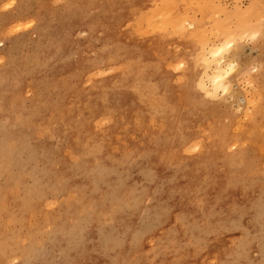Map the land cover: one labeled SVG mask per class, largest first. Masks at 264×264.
<instances>
[{"label": "rangeland", "instance_id": "rangeland-1", "mask_svg": "<svg viewBox=\"0 0 264 264\" xmlns=\"http://www.w3.org/2000/svg\"><path fill=\"white\" fill-rule=\"evenodd\" d=\"M122 1L0 0V264H264V0Z\"/></svg>", "mask_w": 264, "mask_h": 264}, {"label": "bare ground", "instance_id": "bare-ground-1", "mask_svg": "<svg viewBox=\"0 0 264 264\" xmlns=\"http://www.w3.org/2000/svg\"><path fill=\"white\" fill-rule=\"evenodd\" d=\"M92 1H93V0H92ZM123 1H124V0H123ZM123 1H122V2H123ZM151 1H152V0H151ZM171 1H172V0H171ZM187 1H188V0H187ZM190 1H191V0H190ZM94 2H95V1H94ZM117 2H118V1H117ZM122 2H121V3H122ZM153 2H154V1H153ZM160 2H161V0H160ZM164 2H165V1H164ZM168 2L170 3V1H168ZM81 3H82V2H81ZM100 3H101V2H100ZM137 3H138V2H137ZM148 3H149V2H148ZM155 3H156V2H155ZM169 3H168V4H169ZM176 3H177V2H176ZM179 3H180V2H179ZM179 3H178V4H179ZM183 3H184V2H183ZM186 3H187V2H186ZM193 3H194V2H193ZM126 4H127V3H126ZM140 4H141V3H140ZM150 4H151V3H150ZM152 4H153V3H152ZM161 4H162V3H161ZM85 5H87V3H86ZM91 5H92V3H91ZM122 5H123V4H122ZM146 5H147V4H146ZM156 5H157V4H156ZM188 5H189V4H188ZM102 6H103V5H102ZM105 6H106V5H105ZM113 6H114V5H113ZM163 6H164V5H162V6L160 5V7H156L155 9H154V8H153V9H150V8H149V10L145 11V13H144V15H143V17L145 18V19H144V18H143V19L146 20L147 23H148L149 25H152V24L154 23V20H156L158 17H160L161 21H160V23H158V25L160 26V27L158 28V31H159L160 33L165 32V30H167V29H166L167 24H169V25H174L175 23L180 22V21H181V18H182V16H183L182 13H180L181 10H180V11H175V10H174V12H171V11H172V10H171L170 12H171L172 14H171V15H168L169 12L166 11V8H165V7L163 8ZM165 6H166V5H165ZM190 6H191V5H190ZM67 7H69V6H67ZM98 7H99V6H98ZM114 7H115V6H114ZM177 7H178V5H177ZM86 8H87V7H86ZM92 8H93V7H92ZM92 8L90 7V9H92ZM103 8H104V7H103ZM130 8H131V7H130ZM144 8H145V7H144ZM174 8H175V7H174ZM183 8H185V7H183ZM88 9H89V8H88ZM105 9H106V8H105ZM132 9H133V8H132ZM172 9H173V8H172ZM176 9H177V8H176ZM180 9H181V7H180ZM189 9H190V8L188 7L187 11H188ZM193 9H195V8H193ZM65 10H66V9H65ZM77 10H78V9H77ZM83 10H84V8H83ZM62 11H63V10H62ZM66 11H67V10H66ZM86 11H87V10H85V12H86ZM97 11H99V10L97 9ZM110 11H111V10H110ZM114 11H115V10H114ZM125 11H126V10H125ZM187 11H185L184 13H186ZM196 11H197V10H196ZM68 12H69V11H68ZM75 12H76V11H75ZM108 12H109V11H108ZM117 12H118V11H117ZM62 13H63V12H61V14H62ZM83 13H84V12H83ZM94 13H95V12H94ZM102 13H103V12H102ZM102 13H100V15H101ZM105 13H106V11H105ZM127 13H128V12H127ZM129 13H131V12H129ZM189 13H191V12H189ZM73 14H74V12H73ZM70 15H71V13H70ZM107 15H108V14H107ZM109 15L111 16L112 14H109ZM109 15H108V16H109ZM186 15H187V14H186ZM59 16H61V15H59ZM63 16H64V15H63ZM81 16H84V15L82 14ZM81 16H80V17H81ZM103 16H104V15H103ZM105 16H106V15H105ZM112 16H113V15H112ZM93 17H94V16H93ZM58 18H60V17H58ZM58 18H57V19H58ZM186 18H187V17H186ZM73 19H74V18H73ZM73 19H72V20H73ZM78 19H79V18H78ZM78 19H77V20H78ZM126 19H127V18H126ZM184 19H185V18H184ZM101 20H102V19H101ZM116 20H117V19H116ZM116 20H115V21H116ZM185 20H187V19H185ZM111 21H112V20H111ZM117 21H118V20H117ZM68 22H69V21H68ZM84 22H85V20H84ZM109 22H110V21H109ZM65 24H66V22H65ZM97 24H98V23H97ZM178 24H179V23H178ZM181 24H182V23H181ZM78 25H79V24H78ZM82 25H83V24H82ZM82 25H81V26H82ZM92 25H93V24H92ZM102 25H103V24H102ZM133 25H134V24H133ZM158 25H157V26H158ZM68 26H69V25H68ZM131 26H132V25H131ZM131 26H129V27H131ZM174 26H175V25H174ZM181 26H182V25H181ZM83 27H84V26H83ZM107 27H108V26H107ZM126 27H127V26H126ZM132 27H133V26H132ZM84 28H85V27H84ZM62 29H63V28H62ZM66 29H67V28H66ZM99 29H100V28H99ZM119 29H120V28H119ZM150 29H151V28H150ZM150 29H149L148 33L146 32L147 34H149ZM70 30H71V28H70ZM73 30H74V29H73ZM100 30H101V29H100ZM121 30H123V29H121ZM151 30H153V29H151ZM118 31H119V30H118ZM174 31H175V29H174ZM102 32H103V31H102ZM106 32H107V31H106ZM119 32H120V31H119ZM142 32H143V31H142ZM104 33H105V32H104ZM183 33H184V32H183ZM94 34H95V33H94ZM94 34H93V35H94ZM124 34H125V33H124ZM138 34H139V33H138ZM147 34H144V35L147 36ZM153 34H155V33H153ZM157 34H158V33H157ZM165 34H166V33H165ZM173 34H174V33H173ZM177 34H178V33H177ZM95 35H96V34H95ZM99 35H100V34H99ZM163 35H164V34H163ZM186 35H187V33H186ZM149 36H150V35H149ZM154 36H155V35H154ZM176 36H177V35H176ZM184 36H185V34H184ZM120 37H121V36H120ZM120 37H119V38H120ZM143 37H144V36H143ZM167 37H168V36H167ZM170 37H171V36H170ZM172 37H173V36H172ZM182 37H183V36H182ZM94 38H95V37H94ZM113 38H114V37H113ZM134 38H135V37H134ZM134 38H133V39H134ZM139 38H140V37H139ZM141 38H142V37H141ZM150 38H151V37H150ZM159 38H161V37H159ZM159 38H158V39H159ZM163 38H164V37H163ZM99 39H101V38H99ZM129 39H130V38H129ZM142 39H143V38H142ZM158 39H157V40H158ZM185 39H186V38H185ZM192 39H193V38H192ZM95 40H96V39H95ZM130 40H131V39H130ZM155 40H156V39H155ZM155 40H154V41H155ZM157 40H156V41H157ZM189 40H191V39H189ZM118 41H119V40H118ZM128 41H129V40H128ZM128 41H127L126 43H128ZM161 41H162V40H161ZM177 41H178V40H177ZM177 41H176V42H177ZM123 42H124V41H123ZM123 42H122V43H123ZM132 42H133V41H132ZM158 42H159V41H158ZM176 42H175V43H176ZM85 43H86V42H85ZM133 43H134V42H133ZM155 43H156V42H155ZM155 43H154V44H155ZM169 43H170V42H169ZM198 43H199V41H198ZM130 44H131V43H130ZM130 44H129V45H130ZM136 44H137V43H136ZM183 44H184V43H183ZM88 45H89V43H88ZM102 45H107V44H102ZM151 45H152V44H151ZM157 45H158V44H157ZM157 45H156V46H157ZM159 45H160V44H159ZM162 45H163V43H162ZM162 45H161V46H162ZM188 45H189V44H188ZM199 45H200V44H199ZM89 46H91V45H89ZM110 46H111V45H110ZM112 46H113V45H112ZM200 46H201V45H200ZM92 47H93V46H92ZM92 47H91V48H92ZM162 47H163V46H162ZM108 48H109V47H108ZM110 48H111V47H110ZM126 48H127V46H126ZM159 48H160V47H159ZM187 48H188V47H187ZM200 48H201V47H200ZM92 49H93V48H92ZM98 49H99V48H98ZM101 49H103V48H101ZM106 49H107V48H106ZM106 49H105V50H106ZM151 49L154 50L153 48H151ZM169 49H170V48H169ZM93 50H94V49H93ZM170 50H171V49H170ZM170 50H169V51H170ZM199 50H200V49H199ZM223 50H224V48H219V49H217L216 51H215V50H214V51H211V52H210L211 57H210V58H207V57L204 56L205 58H204L203 62H204L205 64H207V66H208V65H209V62H210V59H211V58L213 59L214 63L217 64V65L215 66V72H214V80H213L214 87H215V88H217V87H222V88L226 89V88H227V83H226V79L224 78V76H223V74H222V63H221V60H216L217 57L220 56V55L223 53ZM154 51H155V50H154ZM167 51H168V50H167ZM185 51H186V50H185ZM185 51H183V52H185ZM187 51H189V49H188ZM195 51H196V50H195ZM96 52H97V51H96ZM115 52H116V51H115ZM162 52H163V50H162ZM170 52H171V51H170ZM152 53H153V52H152ZM158 53H159V52H158ZM189 53H190V51H189ZM194 53H195V52H194ZM95 54H96V53H95ZM97 54H98V52H97ZM201 54H202V53H201ZM100 55H101V54H100ZM148 55L150 56L149 53H148ZM153 55H155V54L153 53L152 56H153ZM161 55H162V54H161ZM157 56H158V55H157ZM162 56H163V55H162ZM186 56H187V55H186ZM190 56H191V55H190ZM104 57H105V56H104ZM160 57H161V56H160ZM163 57H165V56H163ZM175 57H176V55H175ZM179 57H180V56H179ZM112 58H113V57H112ZM124 58H125V57H124ZM167 58H168V56H167ZM189 58H190V57H189ZM118 59H119V57H118ZM120 59H121V58H120ZM125 59H126V58H125ZM127 59H128V58H127ZM139 59H140V58H139ZM145 59H146V58H145ZM145 59H144V60H145ZM153 59H154V58H153ZM161 59H163V58H161ZM96 60H99V59H96ZM100 60H101V59H100ZM105 60H106V59H105ZM109 60H110V59H109ZM123 60H124V59H123ZM146 60H147V59H146ZM193 60H194V59H193ZM142 61H143V60H142ZM157 61H158V60H157ZM162 61H163V60H162ZM169 61H170V59H169ZM104 62H105V61H104ZM114 62H115V60H114ZM120 62H121V61H120ZM175 62H176V61H175ZM88 63H89V62H88ZM151 63H152V62H151ZM92 64H93V63H92ZM95 64H96V63H94V65H95ZM99 64H100V63H99ZM99 64H98V65H99ZM144 64H146V63H144ZM154 64H157V63L154 62ZM197 64H198V63H197ZM197 64H196V65H197ZM202 64H203V63H202ZM130 65H133V64L130 63ZM140 65L142 66L143 64H140ZM147 65H148V64H147ZM186 65H187V63H186ZM193 65H195V64H193ZM109 66H110V65H109ZM121 66H122V65H121ZM127 66H128V65H127ZM136 66H138V65H136ZM141 66H140V67H141ZM151 66H153V64H152ZM204 66H205V65H204ZM128 67H129V66H128ZM149 67H150V66H148V68H149ZM96 68H97V67H96ZM99 68H100V67H99ZM114 68H115V67H114ZM129 68H130V67H129ZM133 68H134V67H133ZM142 68H144V67H142ZM159 68H160V67H159ZM197 68H198V67H196L195 69H197ZM131 69H132V68H131ZM131 69H130V70H131ZM149 69H150V68H149ZM160 69H161V68H160ZM185 69H186V68H185ZM125 70H126V69H125ZM125 70H124V72H125ZM139 70H140V69L138 68V71H139ZM156 70H157V69H156ZM158 70H159V69H158ZM200 70H201V69H200ZM80 71H81V69H80ZM85 71H86V70H85ZM87 71H88V70H87ZM87 71H86V72H87ZM120 71H121V70H120ZM136 71H137V70H136ZM118 72H119V71H118ZM142 72H143V71H142ZM156 72H157V71H156ZM184 72H185V70H184ZM136 73H137V72H136ZM139 73H140V72H139ZM145 73H146V72H145ZM164 73H165V72H164ZM166 73L169 74V72H166ZM173 73H174V71H173ZM118 74H120V73H118ZM130 74H131V73H130ZM199 74H200V73H199ZM125 75H126V74H125ZM136 75H137V77H138L139 74L137 73ZM143 75H144V73H143ZM114 76H115V75H114ZM119 76H120V75H119ZM152 76H153V75H152ZM169 76H170V75H169ZM194 76H195V75H194ZM115 77H117V76H115ZM122 77H123V76H122ZM124 77H126V76H124ZM130 77H131V76H130ZM135 77H136V76H134V78H135ZM137 77H136V78H137ZM156 77H157V76H156ZM165 77H166V76H165ZM186 77H187V76H186ZM202 77H203V76H202ZM79 78H80V75H79ZM98 78H99V77H98ZM98 78H97V79H98ZM139 78H140V77H139ZM141 78H142V77H141ZM187 78H188V77H187ZM124 79H125V78H124ZM184 79H185V78H184ZM193 79H194V77H193ZM193 79H192V80H193ZM84 80H85V79H84ZM94 80H95V79H94ZM134 80H135V79H134ZM134 80H133V81H134ZM187 80H188V79H187ZM192 80H191V81H192ZM195 80H196V78L194 79V81H195ZM99 81H101V79H100ZM99 81H97V82H99ZM138 81H139V80H138ZM189 82H190V81L187 82V83H188V86H189ZM122 83H123V82H122ZM132 83H133V82H132ZM137 83L139 84V82H137ZM180 83H181V82H180ZM93 84H94V81H93ZM97 84H98V83H97ZM99 84H100V83H99ZM105 84H106V83H105ZM124 84H125V83H124ZM177 84H179V83H177ZM185 84H186V83H185ZM95 85H96V84H95ZM101 85H102V81H101ZM101 85H100V86H101ZM127 85H128V84H127ZM130 85H131V84H130ZM134 85H135V83H134ZM141 85H142V84H141ZM183 85H184V84H183ZM89 86H90V85H89ZM176 86H177V85H176ZM139 87H140V86H139ZM162 87H163V86H162ZM172 87H173V86H172ZM186 87H187V86H186ZM186 87H185V88H186ZM192 87H193V86H192ZM263 87H264V86H263ZM86 88H87V87H86ZM168 88H169V87H168ZM176 88H177V87H176ZM179 88H180V87H179ZM190 88H191V87H190ZM145 89H146V88H145ZM145 89H144V90H145ZM147 89H148V88H147ZM147 89H146V90H147ZM150 89H152V88H150ZM177 89H178V88H177ZM262 89H263V88H261L260 91H262ZM124 90H125V89H124ZM148 90H149V89H148ZM162 90H163V89H162ZM183 90H184V89H183ZM195 90H196V88H195ZM197 90H198V89H197ZM107 91H108V90H107ZM121 91H123V90L121 89ZM177 91H178V90H177ZM258 91H259V90H258ZM96 92H97V91H96ZM108 92H110V91H108ZM126 92H127V91H126ZM132 92H133V91H132ZM160 92H161V91H160ZM160 92H159V93H160ZM164 92H165V91H164ZM180 92H181V91H180ZM194 92H195V91H194ZM262 92H263V91H262ZM94 93H95V92H94ZM115 93H117V92H115ZM118 93H119V92H118ZM150 93H151V92H150ZM169 93H170V92H169ZM263 93H264V92H263ZM125 94H126V93H125ZM125 94H124V95H125ZM128 94H129V93H128ZM94 95H95V94H94ZM108 95H109V94H108ZM130 95H131V94H130ZM142 95H143V92H142ZM183 95H184V94H183ZM117 96H118V95H117ZM192 96H193V95H192ZM192 96H191V94H190L189 97L191 98ZM195 96H196V95H195ZM108 97H109V96H108ZM115 97H116V96H115ZM119 97H120V96H118V99H120ZM128 97H129V96H128ZM137 97H138V96H137ZM137 97H136V98H137ZM148 97H149V96H148ZM151 97H152V96H151ZM189 97H187V98H189ZM255 97H256V96H255ZM260 97H263V98H264V95L261 96V94H260ZM94 98H95V96H94ZM153 98H154V97H153ZM155 98H157V97L155 96ZM123 99H124V98H123ZM125 99H126V98H125ZM130 99H131V98H130ZM144 99H145V98H144ZM147 99H148V98H147ZM150 99H151V98H150ZM191 99H192V98H191ZM120 100H121V99H120ZM131 100H132V99H131ZM140 100H141V99H140ZM142 100H143V99H142ZM73 101H74V100H73ZM121 101H122V100H121ZM121 101H120V102H121ZM127 101H128V100H127ZM143 101L145 102V100H143ZM147 101H148V100H147ZM189 101H191V100H189ZM192 101H193V100H192ZM74 102H75V101H74ZM170 102H171V100H170ZM263 102H264V101H263ZM75 103H76V102H75ZM127 103H128V102H127ZM175 103H176V101H175ZM191 103H192V102H191ZM113 104H114V103H113ZM119 104H120V103H119ZM125 104H126V103H125ZM172 104H173V103H172ZM128 105H129V104H128ZM173 105H174V104H173ZM259 105H260V103H259ZM123 106H124V105H123ZM132 106H133V105H132ZM137 106H138V105H137ZM140 106H141V105H140ZM175 106H176V104H175ZM175 106H174V108H175ZM72 108H73V107H72ZM139 108H141V107H139ZM195 108H196V106H195ZM258 108H259V107H258ZM62 109H63V108H62ZM68 109H69V108H68ZM70 109H71V108H70ZM133 109H134V108H133ZM163 109H165V108H163ZM193 109H194V108H193ZM263 109H264V108H263ZM57 110H58V109H57ZM60 110H61V109H60ZM65 110H66V109H65ZM73 110H74V108H73ZM141 110H142V109H141ZM256 110H260V109H256ZM54 111H55V110H54ZM143 111H144V110H143ZM193 111H194V110H193ZM253 111H254V109H253ZM60 112H61V111H60ZM70 112H71V111H70ZM258 112H259V111H258ZM260 112H261V110H260ZM35 113H36V112H34L32 115H34ZM54 113H55V112H54ZM63 113H64V112H62V114H63ZM72 113H73V111H72ZM260 114H261V113H260ZM37 115H38V114H37ZM46 115H47V114H46ZM144 115H146V114H144ZM1 116H2V114H1ZM30 116H31V115H30ZM38 116H39V115H38ZM38 116H36V117L38 118ZM41 116H43V115H41ZM47 116H48V115H47ZM55 116L58 117V116H60V115H58V112H57ZM74 116H75V115H74ZM74 116H73V117H74ZM148 116H149V115H148ZM158 116H159V115H158ZM162 116H163V114H162ZM162 116H161V117H162ZM164 116H165V114H164ZM255 116H256V115H255ZM255 116H254V117H255ZM2 117H3V116H2ZM2 117H1V118H2ZM21 117H22V116H21ZM144 117H145V116H144ZM159 117H160V116H159ZM22 118H24V117H22ZM27 118H28V117H27ZM40 118H41V117H40ZM153 118H154V117H153ZM33 119H34V118H33ZM35 119H36V118H35ZM42 119H43V118H42ZM45 119H46V118H45ZM252 119H253V118H252ZM259 119H260V118H259ZM28 120H29V119H28ZM31 120H32V119H31ZM31 120H30V123H31ZM191 120H192V119H191ZM19 121L21 122V120H19ZM32 121H33V120H32ZM132 121H133V120H132ZM180 121H181V120H180ZM263 121H264V119H263ZM17 122H18V121H17ZM24 122H26V119H25ZM42 122H43V120H42ZM46 122H47V121H46ZM58 122H59L60 124H59ZM58 122H56V123H57L56 125L59 124V125L61 126V122H60V121H58ZM163 122H164V121H163ZM195 122H196V120H195ZM204 122H205V121H204ZM251 122H252V121H251ZM257 122H258V121H257ZM257 122H256V123H257ZM259 122H260V121H259ZM15 123H16V122H15ZM37 123H38V122H37ZM62 123H63V122H62ZM64 123H66V122H64ZM254 123H255V122H254ZM256 123H255V124H256ZM260 123H261V122H260ZM44 124H45V123H44ZM150 124H151V123H149V125H150ZM170 124L172 125V123H169V125H170ZM11 125H12V124H11ZM14 125H15V124H14ZM25 125H26V124H25ZM37 125H39V127H40V124H37ZM56 125H55V126H56ZM189 125H190V124H189ZM258 125H259V124H258ZM258 125H257V126H258ZM262 125H264V124H262ZM262 125H260V126L262 127ZM19 126H20V125H19ZM166 126H167V125H166ZM173 126H174V124L172 125V128H173ZM182 126H183V125H182ZM231 126H232V123H231ZM141 127H142V126H140V128H141ZM184 127H185V126H184ZM190 127H191V126H190ZM252 127H253V126H252ZM4 128H5V127H4ZM7 128H8V127H7ZM37 128H38V127H37ZM53 128H55V127L53 126ZM59 128H60V127H59ZM166 128H168V127H165V129H166ZM172 128H171V129H172ZM191 128H192V127H191ZM228 128H229V127H228ZM250 128H251V127H250ZM263 128H264V127H263ZM12 129H13V128H12ZM16 129H17V128H16ZM18 129H19V128H18ZM38 129H39V128H38ZM40 129H41V127H40ZM40 129H39V130H40ZM251 129H252V128H251ZM255 129H256V128H255ZM255 129H252V130L255 131ZM13 130H15V129H13ZM25 130H26V129H25ZM136 130H137V129H136ZM181 130H182V129H181ZM259 130H260V129H259ZM261 130H262V129H261ZM9 131H10V130H9ZM15 131H16V130H15ZM15 131H14V132H15ZM219 131H220V130H219ZM263 131H264V130H263ZM17 132H18V131H17ZM17 132H16V133H17ZM170 132H171V131H170ZM189 132H190V131H189ZM231 132H232V130H231ZM244 132H245V131H244ZM16 133H15V134H16ZM25 133H26V132H25ZM155 133H156V132H155ZM177 133H178V132H177ZM253 133H254V132H253ZM6 134H7V133H6ZM20 134H21V133H20ZM150 134H151V133H150ZM156 134H157V133H156ZM158 134H159V133H158ZM168 134H169V133H168ZM193 134H194V133H193ZM230 134H232V133H230ZM256 134H257V133H256ZM252 135H253V134H252ZM2 136H3V135H2ZM7 136H8V135H7ZM11 136H12V134H11ZM15 136H16V135H15ZM195 136H196V135H195ZM229 136H230V135H229ZM234 136H235V135H234ZM236 136H238V134H236ZM3 137H5V136H3ZM9 137H10V136H9ZM26 137H27V136H26ZM93 137H94V136H93ZM166 137H169V136H166ZM166 137H165V138H166ZM185 137L187 138V136H185ZM190 137H191V136H190ZM198 137H199V136H198ZM198 137H197V138H198ZM203 137H204V136H203ZM227 137H228V136H227ZM231 137H232V136H231ZM231 137H229V138H231ZM239 137H241V136H239ZM174 138H176V137H174ZM186 138H185V139H186ZM200 138H201V137H200ZM4 139H5V138H4ZM20 139H21V138H20ZM28 139H29V137H28ZM194 139H195V137H194ZM194 139H193V140H194ZM203 139H204V138H203ZM263 139H264V138H263ZM1 140H2V139H1ZM12 140H13V139H12ZM23 140H25V139H23ZM23 140H22V142H23ZM155 140H156V139H155ZM162 140H163V139H162ZM165 140H166V139H165ZM171 140H172V139H171ZM174 140H175V139H174ZM191 140H192V139H191ZM226 140H227V139H226ZM231 140H232V139H231ZM253 140H254V139H253ZM255 140H256V139H255ZM255 140H254V141H255ZM2 141H3V140H2ZM15 141H16V140H15ZM15 141H14V142H15ZM185 141H187V139H186ZM185 141H184V142H185ZM227 141H228V140H227ZM227 141H226V142H227ZM232 141H234V140H232ZM232 141H231V142H232ZM9 142H10V141H9ZM16 142H17V141H16ZM16 142H15V144H16ZM175 142H176V141H175ZM177 142H178V140H177ZM252 142H253V141H252ZM26 143H28V142H26ZM29 143H30V141H29ZM254 143H255V142H254ZM262 143H263V142H262ZM2 144H3V143H2ZM4 144H5V143H4ZM4 144H3V145H4ZM162 144L165 145V143H162ZM167 144H168V142H167ZM178 144H179V143H178ZM12 145H14V144H12ZM23 145H24V144H23ZM26 145H27V144H26ZM183 145H184V144H182V146H183ZM263 145H264V144H263ZM19 146H20V145H19ZM171 146H172V145H171ZM185 146H186V145H185ZM13 147H14V146H13ZM16 147H17V146H16ZM22 147H23V146H22ZM3 148H4V147H3ZM3 148H2V150H3ZM6 148H7V146H6ZM28 148H29V147H28ZM191 148H192V147H191ZM195 148H196V147H195ZM244 148H245V147H244ZM251 148H252V147H251ZM258 148H259V147H258ZM14 149H15V148H14ZM162 149H163V148H162ZM204 149H205V148H204ZM221 149H222V148H221ZM224 149H225V148H224ZM224 149H223V150H224ZM2 150H1V151H2ZM6 150H7V149H6ZM21 150H22V148H21ZM23 150H24V149H23ZM102 150H103V149H102ZM175 150H176V149H175ZM187 150H188V149H187ZM191 150H192V149H191ZM240 150H241V149H240ZM4 151H5V150H4ZM7 151H8V150H7ZM247 151H248V150H247ZM254 151H255V150H254ZM12 152H13V151H12ZM12 152H10V153L12 154ZM20 152H21V151H20ZM52 152H53V151H52ZM189 152H190V151H189ZM189 152H188V153H189ZM235 152H237V150H235ZM238 152H239V151H238ZM0 153H1V152H0ZM17 153H18V152H17ZM21 153H22V152H21ZM102 153H104V152H102ZM160 153H161V152H160ZM162 153H163V152H162ZM168 153H169V152H168ZM171 153H173V152H171ZM171 153H169V154H171ZM178 153H179V152H178ZM183 153H185V151H184ZM186 153H187V152H186ZM188 153H187V154H188ZM205 153H207V152H205ZM205 153H204V154H205ZM208 153H209V152H208ZM210 153H211V152H210ZM213 153H215V152H213ZM226 153H227V152H226ZM249 153H250V152H249ZM19 154H20V153H19ZM22 154H23V153H22ZM22 154H21V155H22ZM204 154H203V155H204ZM238 154H240V153H238ZM260 154H261V153H260ZM48 155H49V154H48ZM164 155H165V154H164ZM171 155H172V154H171ZM215 155L217 156L216 153H215ZM242 155H243V152H242ZM262 155H263V154H262ZM7 156H8V154H7ZM172 156H173V155H172ZM210 156H211V155H210ZM255 156H257V155H255ZM17 157H19V155H18ZM205 157H206V156H205ZM205 157H204V158H205ZM224 157H225V156H224ZM224 157H223V158H224ZM14 158H15V157H14ZM169 158H170V157H169ZM214 158H215V157H214ZM225 158H226V157H225ZM244 158H245V156H244ZM60 159H61V158H60ZM162 159H163V158H162ZM210 159H211V157H210ZM216 159H217V157H216ZM237 159H238V158H237ZM241 159H242V158H241ZM13 160H14V159H13ZM17 160H18V159H17ZM43 160H44V158H43ZM167 160H169V159H167ZM201 160H202V159H201ZM208 160H209V159H208ZM208 160L204 159V161H208ZM212 160H213V159H212ZM232 160H233V159H232ZM232 160H231V161H232ZM262 160H263V159H262ZM20 161H21V160H20ZM202 161H203V160H202ZM215 161H218V160H215ZM63 162H64V160H63ZM86 162H87V160H86ZM167 162H168V161H167ZM241 162H242V161H241ZM241 162H240V163H241ZM12 163H13V162H12ZM12 163H10V164H12ZM23 163H24V162H23ZM65 163H66V162H65ZM80 163H81V162H80ZM84 163H85V162H84ZM202 163H203V162H202ZM227 163H228V162H227ZM232 163H233V161H232ZM237 163L239 164V162H237ZM237 163H236V164H237ZM44 164H45V163H44ZM236 164H235V165H236ZM21 165H23V164L21 163ZM27 165H28V164H27ZM81 165H82V164H81ZM205 165H206V163H205ZM232 165H233V164H232ZM232 165H229V166H232ZM16 166H17V165H16ZM18 166H20V163H19ZM219 166H220V165H219ZM219 166H218V167H219ZM221 166H222V165H221ZM227 166H228V165H227ZM1 167H2V166H1ZM4 167H5V166H4ZM10 167H11V166H10ZM32 167H33V166H32ZM80 167H81V166H80ZM85 167H86V166H85ZM87 167H88V166H87ZM87 167H86V168H87ZM214 167H216V166H214ZM237 167H238V166H237ZM19 168H20V167H19ZM73 168H74V166H73ZM251 168H252V167H251ZM7 169H8V168H7ZM9 169H10V168H9ZM24 169H25V168H24ZM76 169H77V168H76ZM84 169H85V168H84ZM216 169H217V168H216ZM216 169H215V170H216ZM13 170H14V169H13ZM2 171H4V170H2ZM39 171H40V170H39ZM77 171H78V169H77ZM82 171H84V170H82ZM209 171H210V170H209ZM7 172H8V171H7ZM14 172H15V170H14ZM23 172H24V171H23ZM35 172H36V171H35ZM214 172H215V171H214ZM0 173H1V172H0ZM15 173H16V172H15ZM40 173H41V172H39V175H40ZM84 173H85V172H84ZM232 173H233V172H232ZM19 174H20V173H19ZM22 174H23V173H22ZM22 174H21V175H22ZM42 174H44V173H42ZM45 174H46V173H45ZM21 175H20V178H21ZM196 175H197V173H196ZM206 175H207V174H206ZM228 175H229V173L227 174V176H228ZM13 176H14V175H13ZM212 176H213V175H212ZM233 176H234V175H233ZM17 178H18V177H17ZM18 179H19V178H18ZM35 179H36V178H35ZM253 179H254V178H253ZM248 180H249V179H248ZM9 181H11V180H9ZM12 181H13V180H12ZM18 181H20V180H18ZM249 182H250V181H249ZM246 183H248V182H246ZM257 183H258V182H257ZM6 184H7V183H6ZM9 184H10V183H9ZM36 184H37V180H36ZM40 184H41V183H40ZM235 184H236V183H235ZM14 185H15V184H14ZM18 185H19V184H18ZM23 185H24V184H23ZM37 185H38V184H37ZM233 185H234V184H233ZM243 185H244V183H243ZM263 185H264V184H263ZM2 186H3V185H2ZM6 186L8 187L9 185H6ZM12 186H13V185H12ZM20 186H21V185H20ZM238 186H239V185H238ZM252 186H253V185H252ZM254 186H256V185H254ZM3 187H4V186H3ZM41 187H42V186H41ZM231 187H232V186H231ZM247 187H248V185H246L245 189H246ZM249 188H250V186H249ZM233 189H234V188H233ZM247 189H248V188H247ZM3 190H4V189H3ZM261 191H262V190H261ZM214 192H215V189H212L211 194H213ZM2 193H3V192H2ZM39 194H40V193H39ZM27 195H29V194L27 193ZM40 199H42V198H40ZM40 199H39V200H40ZM44 208H45V207H44ZM3 240H5V239H3ZM0 242H1V241H0ZM0 245H1V244H0Z\"/></svg>", "mask_w": 264, "mask_h": 264}]
</instances>
